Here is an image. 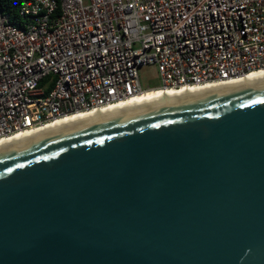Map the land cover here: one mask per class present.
<instances>
[{
	"label": "water",
	"instance_id": "95a60500",
	"mask_svg": "<svg viewBox=\"0 0 264 264\" xmlns=\"http://www.w3.org/2000/svg\"><path fill=\"white\" fill-rule=\"evenodd\" d=\"M0 264H264V78L0 145Z\"/></svg>",
	"mask_w": 264,
	"mask_h": 264
},
{
	"label": "built area",
	"instance_id": "2783aa9c",
	"mask_svg": "<svg viewBox=\"0 0 264 264\" xmlns=\"http://www.w3.org/2000/svg\"><path fill=\"white\" fill-rule=\"evenodd\" d=\"M16 13L0 11V137L264 68V0H20ZM146 63L159 84L142 88Z\"/></svg>",
	"mask_w": 264,
	"mask_h": 264
},
{
	"label": "bare ground",
	"instance_id": "6f19581e",
	"mask_svg": "<svg viewBox=\"0 0 264 264\" xmlns=\"http://www.w3.org/2000/svg\"><path fill=\"white\" fill-rule=\"evenodd\" d=\"M264 78V68H255L247 71L244 74H239L232 76L227 79H220L216 81H205L202 83L196 84H184L179 87L171 88V87H148L143 89L140 93H136L126 98H121L119 100L113 101L106 105L95 107L86 110H75L66 114H62L60 116L54 117L41 125H38L33 128L19 130L7 136L0 137V145L5 143L21 139L27 136H31L48 129L61 126L67 124L72 121H76L82 118H89L93 116H97L100 114H104L107 112H114L124 108H128L131 106H136L145 102L150 101H159L165 100L170 97H178L183 96L185 94L206 90L214 87H218L225 84H239L246 83L256 80H261Z\"/></svg>",
	"mask_w": 264,
	"mask_h": 264
},
{
	"label": "rangeland",
	"instance_id": "374dc122",
	"mask_svg": "<svg viewBox=\"0 0 264 264\" xmlns=\"http://www.w3.org/2000/svg\"><path fill=\"white\" fill-rule=\"evenodd\" d=\"M137 74L142 88L159 84V77L155 65L152 63L137 66Z\"/></svg>",
	"mask_w": 264,
	"mask_h": 264
},
{
	"label": "trees",
	"instance_id": "16d2710c",
	"mask_svg": "<svg viewBox=\"0 0 264 264\" xmlns=\"http://www.w3.org/2000/svg\"><path fill=\"white\" fill-rule=\"evenodd\" d=\"M20 0H0V11L6 12L11 21L17 18V7Z\"/></svg>",
	"mask_w": 264,
	"mask_h": 264
}]
</instances>
